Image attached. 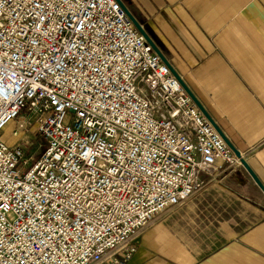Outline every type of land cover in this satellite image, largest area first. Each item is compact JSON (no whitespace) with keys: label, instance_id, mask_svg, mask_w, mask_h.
Instances as JSON below:
<instances>
[{"label":"built area","instance_id":"2783aa9c","mask_svg":"<svg viewBox=\"0 0 264 264\" xmlns=\"http://www.w3.org/2000/svg\"><path fill=\"white\" fill-rule=\"evenodd\" d=\"M23 112L38 157L5 135ZM240 165L120 0H0V264H128L203 173Z\"/></svg>","mask_w":264,"mask_h":264},{"label":"crops","instance_id":"0c3cea01","mask_svg":"<svg viewBox=\"0 0 264 264\" xmlns=\"http://www.w3.org/2000/svg\"><path fill=\"white\" fill-rule=\"evenodd\" d=\"M264 183V0H122ZM128 264H264V192L244 165L203 173Z\"/></svg>","mask_w":264,"mask_h":264},{"label":"water","instance_id":"95a60500","mask_svg":"<svg viewBox=\"0 0 264 264\" xmlns=\"http://www.w3.org/2000/svg\"><path fill=\"white\" fill-rule=\"evenodd\" d=\"M121 4L131 17V19L134 21L140 32L145 36V38L148 40V42L153 46V48L157 51V53L162 57V59L166 62V64L171 68L172 72L175 74V76L178 78L182 86L185 88V90L190 94L192 99L195 101V103L198 105V107L202 110V112L205 114V116L212 122V124L215 126V128L218 130V132L222 135L224 140L227 142V144L232 148V150L235 152V154L240 158L242 165L246 167V169L249 171L250 175L253 177L257 185L262 189L264 192V183L261 181V179L258 177V175L255 173V171L252 169V167L249 165L245 157L243 156L242 152L230 141V139L227 137V135L224 133V131L221 129V127L218 125V123L215 121V119L210 115V113L207 111V109L203 106L201 101L197 98L195 93L189 88L187 83L183 80L181 75L176 71V69L172 66V64L168 61V59L165 57V55L159 50V48L156 46L154 41L149 37V35L146 33V31L143 29L141 24L137 21L135 16L131 13V11L128 9V7L124 4L122 0Z\"/></svg>","mask_w":264,"mask_h":264},{"label":"rangeland","instance_id":"374dc122","mask_svg":"<svg viewBox=\"0 0 264 264\" xmlns=\"http://www.w3.org/2000/svg\"><path fill=\"white\" fill-rule=\"evenodd\" d=\"M27 113L28 112H23L22 115H20L18 119L16 120L17 122H20V123L23 122V124H25V126L27 127L26 130L24 128L23 134L17 138L11 136V130H13L16 127L21 128L19 123L16 122L17 123L16 124L15 122H12L6 128L5 135H7L8 137L7 140L9 141V143L22 144L26 147V152H30V154H33L35 155V157H38L41 151L44 149L45 143H44V140H42L41 137L38 136L37 133L35 132V128H34L35 127L34 126L35 117H30L28 116L29 113L28 114ZM142 231L144 230H141L136 234V238L133 240V242L138 238V236H140Z\"/></svg>","mask_w":264,"mask_h":264}]
</instances>
